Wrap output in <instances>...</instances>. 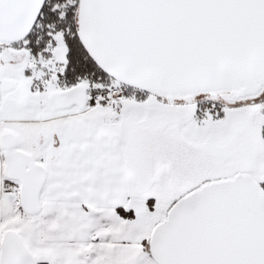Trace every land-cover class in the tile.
I'll return each mask as SVG.
<instances>
[{
	"label": "snow or ice",
	"instance_id": "obj_1",
	"mask_svg": "<svg viewBox=\"0 0 264 264\" xmlns=\"http://www.w3.org/2000/svg\"><path fill=\"white\" fill-rule=\"evenodd\" d=\"M0 264H264V0H0Z\"/></svg>",
	"mask_w": 264,
	"mask_h": 264
}]
</instances>
